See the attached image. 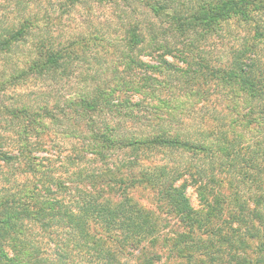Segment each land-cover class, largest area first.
<instances>
[{
  "label": "trees",
  "instance_id": "16d2710c",
  "mask_svg": "<svg viewBox=\"0 0 264 264\" xmlns=\"http://www.w3.org/2000/svg\"><path fill=\"white\" fill-rule=\"evenodd\" d=\"M78 1L68 0V3ZM142 1L147 3L149 0ZM171 2L173 0H153L148 4L159 12L169 8ZM191 6L192 10L186 13L165 12L173 35L186 41L183 48H177L184 57L181 59L184 68L166 60L163 53L158 56L159 65L146 64L130 54L125 57L129 59L125 65L127 69L135 64L160 70V65L166 64L167 73L172 70L183 72L189 83L184 87V97L190 103L193 99L202 105L212 101L209 88H221L230 121L222 126L202 121L194 134L188 131L189 128L185 129L187 134L181 130L173 132L163 121L182 106V96L167 99L151 93L156 100V119L161 121L155 124L157 127L154 126L153 131L122 132L118 126L106 124L95 126L83 136L90 132L93 141L91 145L86 144L84 151L106 163L114 151L122 156L125 151H130L135 163L139 161V152L159 148H172L187 154L184 166H177L170 174L165 169L153 173L152 170L159 166L146 173L147 168L143 167L138 180L154 191L158 213L175 217L183 230L173 236L154 234L159 223L152 217L153 212L139 204L135 209L127 194L129 183L124 174L115 169L121 160L113 168L91 173L93 183L90 187L74 186L75 176L63 180L43 173L32 187L26 183L21 184L23 189L21 186L12 192L9 188L0 191V264L101 263V247L108 250L105 252L108 260L102 264H169L165 260L174 252L187 264H264V0H210ZM234 18L248 23L252 36L248 34V40L231 51L229 62L212 65L205 56H193L195 42L215 32L222 21ZM37 20L31 12L19 13L9 20L0 18V58L8 63L12 55L22 53V57L16 56L21 65L16 63L7 69V73L4 69L1 75L7 76L6 82L10 84H16L20 77L28 78L29 74L38 78L53 77L58 73L61 79L70 76L69 61L78 55L74 43L61 47L54 45L50 36L37 29ZM143 38L141 33L131 31L128 47L133 50L143 43ZM155 48L163 49L165 53L172 51L170 46L162 43ZM145 80L150 83L157 78L148 74ZM1 88H4V82ZM113 90L112 84L104 80L93 83L84 80L77 90V98L70 99L69 104L83 117L99 109L120 112V106L135 104L129 99L114 98ZM56 103L57 100L52 102ZM239 103L245 104L242 109ZM27 108L32 109L22 104L8 111L15 121L23 123L20 139L28 137L33 130L42 132L44 118L58 120L48 100L38 104L32 113ZM162 108L166 110L163 112ZM127 112L123 115L129 116ZM91 123L95 125L92 119ZM24 153V146L17 154H9L0 147V159L4 162L15 160L21 154L24 156ZM25 155L28 156L27 151ZM28 168L37 172L30 159ZM50 168L43 165L42 169ZM132 181L135 184L137 180ZM189 186L198 193L197 207L187 193ZM92 187L95 189L93 195L90 194ZM105 188L120 193L123 200L112 203L108 197L98 201ZM70 191L74 195L69 203L61 199L64 197H58ZM91 222L97 223L98 229H92ZM31 224L37 225L41 235L52 241L53 248L46 254H41L40 247L34 246L31 235L27 234ZM159 244L169 250V255L164 256ZM91 247L97 251L96 256L90 253ZM122 252H128L134 261H116V254Z\"/></svg>",
  "mask_w": 264,
  "mask_h": 264
},
{
  "label": "rangeland",
  "instance_id": "374dc122",
  "mask_svg": "<svg viewBox=\"0 0 264 264\" xmlns=\"http://www.w3.org/2000/svg\"><path fill=\"white\" fill-rule=\"evenodd\" d=\"M159 1L164 2V0ZM206 1L210 0H173L169 4V8L166 7L156 12L148 4L153 0H149L147 3L142 0H106L101 2L80 0L70 4L68 0H0L1 19L9 20L19 16V13L31 12L38 19L37 29L50 36L54 45L61 47L64 44L74 43L73 47L78 52V55L69 61V77L61 79L58 73L53 77L49 75L45 78H38L36 75L29 74L28 78H18L16 84L6 82L7 76L1 75L4 74V69L6 72L12 65H16V63L21 65L16 56L22 57V53L17 52L16 55H12L8 63L0 58V86L3 87L4 82V88L0 89V147L7 150L9 154H17L24 146V152L27 151L28 154V156L25 153L24 156L21 154L15 160H5V162L0 159V191L6 188H9V192L16 191L22 186L21 184L24 186L26 183L32 187L36 180L44 174L63 180L72 179L75 176L76 178L72 182L74 186L90 187L93 183L91 173L104 170V168H113L121 160L115 169L124 174L126 183H129L127 194L131 196L130 201L135 209L139 204L153 212L152 217L159 223L154 234L173 236L176 235V232H181L183 227L175 217L165 212L158 213L159 208L155 203L156 199L152 188L138 180L143 167L147 168L146 173L149 169L152 170V167L159 166L152 172L165 169L170 174L177 166H184L187 154L172 148H159L144 153L139 152V161L135 163L133 162L134 155H131L130 151H125L124 157L121 153L118 154L114 151L110 153L106 163L99 160L97 156L84 151L86 144L91 145L93 141L90 132L85 137L83 136L84 132L90 131L95 126L104 127L106 124L118 126L122 132L133 130L137 133H149L153 131L155 124L161 121L156 119L158 116L154 107L156 100L152 98L151 93L167 99L182 96V106L172 117H167V120L163 121L164 125L171 127L173 132L181 130L186 133L185 129L189 128L188 131L194 134L203 122L209 121L217 126H222L230 121L228 110L224 106V93L221 88L212 86L209 88L212 101L202 105L193 99L195 102L193 104L192 100V103L185 101L184 87L189 83L183 72L172 70L171 73H167L168 71H165L166 64L160 65V70L135 64L131 69H127L128 67L125 65L129 62V59L125 58L127 54L144 60L146 64L159 65L160 58L158 59V56L163 53L166 60L174 61L175 66L180 69L184 68V62L181 60L184 57L177 51V48H183L182 45H185L186 41L183 42L181 37L173 35L174 31L170 27L165 12L167 11L168 14L174 11L186 13L187 10H192L191 5L195 4L196 6ZM187 7H190V10ZM133 30L141 33L144 36V41L131 50L127 44ZM248 34L252 36L248 30V23L240 22L235 18L222 21L216 27L215 32L208 33L202 40L195 42L196 50L193 56H205L212 65L229 62L231 51L238 48L245 39L248 40ZM82 37L85 39L81 40ZM160 43L170 46L171 53H165L163 49L155 48ZM21 50L24 52L26 47ZM188 55L190 56V54ZM148 74L155 75L157 80L148 83V80H145ZM84 80H89L90 83L99 80L103 82L104 80L114 87L112 94L114 98L129 99L131 103L135 104L120 106L122 108L119 109L120 112L115 111V113L103 112L99 109L100 111H92L84 117L78 115L74 111L75 106L69 104V100L77 98V90ZM144 83L148 84L145 86ZM47 100L58 120L44 118L42 132L35 133L36 131L33 130V133L28 137L20 139L23 123L15 121L8 111L27 104L29 107L31 106V110L27 109L32 113L37 109L38 104H43ZM54 100L58 101L55 105L52 104ZM239 104L240 109L245 105ZM127 110L129 116L123 115V112ZM161 110L164 112L166 109L162 108ZM90 119L95 122V125L90 124ZM244 138H246L245 135ZM41 157L43 158L40 159ZM29 159L37 172L28 168ZM193 164H196V161H193ZM43 165L51 168L43 170ZM134 179L138 181L135 184L132 181ZM94 190L92 187L91 195L95 193ZM103 192L104 194L98 198V201H103L108 197L112 203H119L123 200L120 193L116 191L109 192L105 188ZM187 193L192 204L197 207L199 203L196 190L189 186ZM72 194L74 195V192L70 191L66 192L65 196L58 195V197H64L61 199L69 203ZM120 218L122 217L120 216ZM91 227L98 229L99 226L97 223L91 222ZM27 234L31 235L30 239L34 246L40 247L41 254H46L49 249L53 248L52 241L41 235L37 225H29ZM108 244L112 246L111 242ZM159 248L163 250L164 256L169 255V250L163 248L161 244H159ZM100 250L103 252L101 253L103 259H100L101 263L95 261L93 264H102L108 260V255L105 254L108 250L103 247ZM100 250L98 251L100 252ZM89 251L96 256L97 251L95 252L93 247ZM175 255L176 252L172 253V257L168 256L165 263L168 261L169 264H178L179 262L187 264L184 258L181 259ZM173 259H175L174 262ZM116 261L132 263L134 259L128 252H122L116 254Z\"/></svg>",
  "mask_w": 264,
  "mask_h": 264
}]
</instances>
